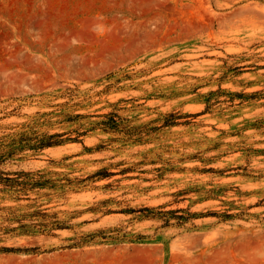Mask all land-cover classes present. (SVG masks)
I'll return each mask as SVG.
<instances>
[{
	"label": "rangeland",
	"instance_id": "374dc122",
	"mask_svg": "<svg viewBox=\"0 0 264 264\" xmlns=\"http://www.w3.org/2000/svg\"><path fill=\"white\" fill-rule=\"evenodd\" d=\"M0 264H264V0H0Z\"/></svg>",
	"mask_w": 264,
	"mask_h": 264
},
{
	"label": "trees",
	"instance_id": "16d2710c",
	"mask_svg": "<svg viewBox=\"0 0 264 264\" xmlns=\"http://www.w3.org/2000/svg\"><path fill=\"white\" fill-rule=\"evenodd\" d=\"M111 124L112 125H110V127H108V126H106L107 128H109V129H111V130H117L118 128H119V124L118 123H115L114 121H112L111 120ZM55 137H58V136H56V135H51V136H49L48 137V141L46 142V143H43L42 144V146H51V145H53V144H58L59 142H61V141H55V142H51L50 140L51 139H53V138H55ZM5 181H9V182H13V183H18V181L16 180H13V179H11V178H3ZM143 211H147V209H143ZM160 214H162L161 212H159ZM167 213H163L162 215L163 216H165ZM161 215V216H162ZM192 216H194V215H191V214H189V217H192ZM175 219H178V220H181V219H183V218H180V217H176ZM184 220H185V218H184ZM165 223L167 224L168 223V221H165ZM55 225H58L57 223H54V226ZM20 228L21 229H24V228H26L25 227V225H21L20 226Z\"/></svg>",
	"mask_w": 264,
	"mask_h": 264
}]
</instances>
